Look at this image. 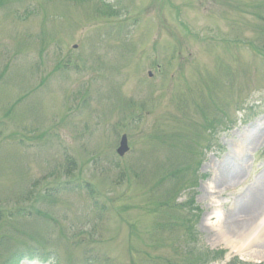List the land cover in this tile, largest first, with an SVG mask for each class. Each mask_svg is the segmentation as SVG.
<instances>
[{
    "label": "rangeland",
    "instance_id": "obj_1",
    "mask_svg": "<svg viewBox=\"0 0 264 264\" xmlns=\"http://www.w3.org/2000/svg\"><path fill=\"white\" fill-rule=\"evenodd\" d=\"M263 181L264 0H0V264L264 262Z\"/></svg>",
    "mask_w": 264,
    "mask_h": 264
},
{
    "label": "bare ground",
    "instance_id": "obj_2",
    "mask_svg": "<svg viewBox=\"0 0 264 264\" xmlns=\"http://www.w3.org/2000/svg\"><path fill=\"white\" fill-rule=\"evenodd\" d=\"M260 135L261 134L254 135L252 137L250 143L255 141V139H257V137H259ZM242 164H243V159H236L235 163L232 167H229L227 169L226 168L223 169V171L225 173V174H223L224 176L223 175L221 176V174L216 176V183L218 185L227 184L229 182V179H231V178L233 179V177H235V174L233 171H235L237 168H240L238 170V172L243 170ZM244 207L246 209H250L252 212L256 213V215L263 214L262 212H264V181H263L262 185L260 186V188L257 189L253 195H250V198L248 199V202L244 205ZM246 218L247 217H245V221H244V222L247 221L245 223V226H242L239 231L236 229L234 230V233L237 232L238 236L243 235V234L249 235L252 231H255V228L259 229L258 226L255 224L257 219H259L258 217H254L252 219H246ZM227 228L228 227L226 226V230H227L228 234L230 232L233 234L231 229H227ZM255 237H258V236H255Z\"/></svg>",
    "mask_w": 264,
    "mask_h": 264
},
{
    "label": "trees",
    "instance_id": "obj_3",
    "mask_svg": "<svg viewBox=\"0 0 264 264\" xmlns=\"http://www.w3.org/2000/svg\"><path fill=\"white\" fill-rule=\"evenodd\" d=\"M192 216H193V214H192V210L191 209L187 210L186 212L181 211L180 217H181V220H182V222H183V224H184V226L186 228V231L190 232L189 233L190 235H193V236H195L197 238L198 237V232L195 231L196 229L192 225ZM173 229H175V228H173ZM221 253L222 252H212L211 250L207 249L205 257H209L210 259H214V258L217 257L218 254L220 255ZM51 255H52V250H50V249L48 251H45L42 257L40 256L39 253L30 252L29 259L36 260L37 258L41 257L45 262H49V260L51 261V259H50ZM88 261H90V259H88ZM19 262H20V259H17V263H19ZM194 264H201V263L197 262V263H194ZM231 264H246V263H243V262L238 261L237 259H234L231 262Z\"/></svg>",
    "mask_w": 264,
    "mask_h": 264
},
{
    "label": "water",
    "instance_id": "obj_4",
    "mask_svg": "<svg viewBox=\"0 0 264 264\" xmlns=\"http://www.w3.org/2000/svg\"><path fill=\"white\" fill-rule=\"evenodd\" d=\"M128 149H129V147H128L127 136L126 135H123L122 140H121V146L118 149V152L121 155H123Z\"/></svg>",
    "mask_w": 264,
    "mask_h": 264
}]
</instances>
